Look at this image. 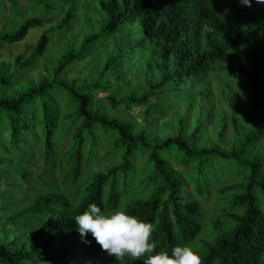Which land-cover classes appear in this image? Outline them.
I'll return each mask as SVG.
<instances>
[{
	"label": "trees",
	"instance_id": "1",
	"mask_svg": "<svg viewBox=\"0 0 264 264\" xmlns=\"http://www.w3.org/2000/svg\"><path fill=\"white\" fill-rule=\"evenodd\" d=\"M7 1L0 50L24 42L33 29L43 32L14 60L0 59V220L6 219L0 226L8 241L11 223L28 216L42 223L28 236L30 246H20V238L6 245L0 241V264H144L143 258L117 260L90 233L82 238L74 217L91 203L126 209L151 222L157 251L191 244L204 264H264V205L257 196L264 202V176L255 177L264 157L254 163L245 159L264 150V2L101 0V30L84 37L80 46L68 45L37 82L22 84L43 62L53 33L76 22L77 10H64L55 27L52 19L35 16L46 0H26L24 6ZM60 35L62 45L65 36ZM131 35L139 38L133 46L125 38ZM103 38L110 58L102 72L148 48L158 59L157 69L148 65L152 75L146 80L138 75L134 88L121 76L112 85L103 83V74L70 77L71 66L87 60ZM212 78L223 86L216 97ZM237 79L241 83L233 89ZM198 85L203 89L187 111L219 99L217 145L199 147L209 125L190 126L192 118L179 110L177 101ZM99 94L105 95L96 98ZM172 95L175 102L164 110L163 102L154 100ZM135 108L143 109L140 115ZM99 149L113 164L85 177ZM37 156L43 162L41 190L28 168ZM216 160L252 165L255 176L218 188L219 182L208 177ZM64 163L66 182L56 185L50 180ZM213 197L221 205L206 229L205 205Z\"/></svg>",
	"mask_w": 264,
	"mask_h": 264
},
{
	"label": "rangeland",
	"instance_id": "2",
	"mask_svg": "<svg viewBox=\"0 0 264 264\" xmlns=\"http://www.w3.org/2000/svg\"><path fill=\"white\" fill-rule=\"evenodd\" d=\"M100 1L101 0H46L43 2V7L37 11L35 14L36 17L45 18V19H52L53 25L55 27L59 26L61 23L64 14V10H68L70 7L75 8L76 11V22L72 24L69 27H66L62 30V32L56 31L53 34L56 36L50 47L49 50L43 59V62H40L37 65V68L31 69V71L28 73V75L25 77L24 81H33L37 82L41 76L46 75V66L48 67H54L57 65L58 61L61 59V55L65 52V49L68 45H71L75 42H78L79 46L81 45V41L84 39V37L92 34V33H98L99 30H101L100 22L102 21L103 13L99 9L100 7ZM55 2V3H54ZM19 3L21 6H24L27 4L26 0H19ZM68 3V4H67ZM10 2L7 0H0V29H2L4 26H6L5 21V14L8 7H10ZM46 5H49L53 9L47 10ZM33 15V14H32ZM29 16V13L26 14V18ZM43 29H33L30 31L28 37L26 40L20 44L14 45V46H8L2 50H0V59L3 61H12L14 60L18 55L24 53L27 51L28 46H34L40 35L42 34ZM52 34V35H53ZM62 34L65 36V43L60 45V42H58V38L61 37ZM58 37V38H57ZM62 38V37H61ZM127 39V42L133 40L131 43L133 46V43H136L134 35L125 37ZM61 46V47H60ZM109 49L107 48L106 40L103 38L102 41L97 43V46L93 53L90 54L87 60L83 62H78L71 66L70 71H73L70 75V77H76V76H84L86 73H88L87 77L93 78L94 76L98 75L99 78L103 77V83H109L112 85L114 82H116V78L121 76L123 77V80L121 82L130 81L131 87L134 88L136 85H138V81L140 78L138 75L141 74V77L143 80L147 79V75H152V72H149L148 65H151L157 69V62L158 59L152 58V52L151 49L148 48V50L143 55L140 52L134 53L133 57L126 55L125 61L122 65L112 67L108 70H105L102 72V69L106 66V64L109 61L110 54ZM29 54V53H28ZM46 62V65L44 64ZM73 68V69H72ZM101 74L103 76L101 77ZM212 88L213 92L216 95H218V90L222 89L223 86L218 85L215 78H212ZM241 80L237 79L235 83L232 85L233 89H236L238 85H240ZM119 83L115 84L114 89H119ZM106 85V84H104ZM118 85V86H117ZM203 89L202 85H198L194 91L191 92L190 95L185 96L183 101H177L179 102V110L182 111V114L186 117L192 118V122L190 123V126L193 125L194 122H205L209 125V135H206L201 142L198 143L199 147H207L211 145H217L218 144V133L220 131V121L219 116L217 112L221 110L222 104L220 103L219 99L217 98L214 100V102L210 101V103H204L203 109H201L199 102L194 104V109L191 110L189 113L187 111L188 103L193 100V97L195 94H197L199 91ZM111 90V89H110ZM126 92H124L125 94ZM229 93V91H228ZM105 94H99L96 95V98H101ZM229 95V96H228ZM118 96H121L119 93ZM177 97V95H172L170 100H167V97L161 96L154 98L156 101L163 102V110L164 107L169 108L173 105L175 102L174 99ZM230 94H227V100L229 101ZM226 102V100H225ZM226 108V107H225ZM143 109L141 108H135L134 112L135 115H140ZM212 112V114H211ZM213 115V118H212ZM209 118V121H208ZM103 149H99L97 152V156L95 158L94 163L91 165V167H88L85 169L84 176L90 175L94 170L96 169H104L105 167L113 164L112 158L106 155ZM264 157V150L260 151L257 149L253 154L245 156V159L248 162L258 161L259 158ZM15 160L18 161V158L15 157ZM214 164L209 166L208 171V177L213 183L219 182L218 188L222 187L223 185H229V184H244L249 181L250 178H253L255 174H253V166L248 165L247 167H240L238 165H230V163L216 160ZM228 167V168H227ZM30 175L32 177L33 183H35V187L37 190L43 189V162L42 160L37 156L34 158L30 165L28 166ZM66 169V163L59 165L56 168V171L54 173L53 178L50 181H54L56 185H62L66 182V175L67 171ZM42 178L40 179V177ZM264 176V164L259 169V171L256 173V178L260 179ZM16 180V179H15ZM13 180L12 184L16 181ZM46 180V179H44ZM47 181V180H46ZM49 181V180H48ZM221 183V184H220ZM258 196V200L261 206L264 205V202L262 201V197L260 195ZM219 203L214 197L211 198V200L208 201V203L205 205L206 210V218H205V227L206 229L210 228L211 220L215 218L216 212L219 209ZM6 219H1L0 222L1 225L5 223ZM42 221L38 218L26 217L21 218L18 220L17 224L14 225V223H11L8 226L9 236L8 241L5 238V234L3 231V226H0V241H2L3 244H7L8 242H11L15 238H20L19 245L22 246L24 243H27L28 246H30V242H28V236L34 231V229L38 228ZM18 229V232H16V227ZM208 231V230H207ZM80 264V263H76Z\"/></svg>",
	"mask_w": 264,
	"mask_h": 264
},
{
	"label": "clouds",
	"instance_id": "3",
	"mask_svg": "<svg viewBox=\"0 0 264 264\" xmlns=\"http://www.w3.org/2000/svg\"><path fill=\"white\" fill-rule=\"evenodd\" d=\"M242 3L251 6L252 0H242ZM74 220L82 238L86 239L90 233L96 243L117 260L127 257L143 258L144 264H204L199 250L191 244L177 245L171 252L157 251L154 225L126 209L109 210L91 203Z\"/></svg>",
	"mask_w": 264,
	"mask_h": 264
}]
</instances>
